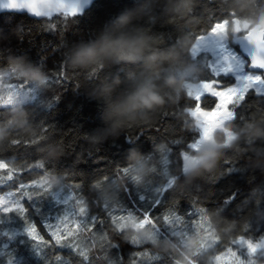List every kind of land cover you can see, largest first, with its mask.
<instances>
[{
    "label": "trees",
    "instance_id": "16d2710c",
    "mask_svg": "<svg viewBox=\"0 0 264 264\" xmlns=\"http://www.w3.org/2000/svg\"><path fill=\"white\" fill-rule=\"evenodd\" d=\"M225 21L264 30V0H96L80 15H0V74L53 79L38 103L0 107V183L9 184L0 194L19 203L0 228L35 231L15 233L0 264H214L224 253L232 264H264V95L249 90L229 103V145L219 131L218 148H190L199 133L187 111L199 103L191 107L184 84L235 83L211 72L208 52L192 58L190 49ZM118 39L138 43L142 58L87 55ZM228 40L240 52L230 27ZM138 88L158 93L152 104L123 103ZM214 101L204 95L202 107ZM183 155L205 158L184 173ZM54 184L77 202L71 225L63 204L52 209ZM134 218L146 224L135 230ZM198 221L212 235L208 248L184 235L194 239Z\"/></svg>",
    "mask_w": 264,
    "mask_h": 264
},
{
    "label": "rangeland",
    "instance_id": "374dc122",
    "mask_svg": "<svg viewBox=\"0 0 264 264\" xmlns=\"http://www.w3.org/2000/svg\"><path fill=\"white\" fill-rule=\"evenodd\" d=\"M229 27L231 35L238 37L237 35L239 33H245L248 31L249 23L246 21H239L230 26L229 22L225 21L217 24L208 34L199 37L190 50L192 58L203 52H208L210 54L211 59L209 67L215 76H232L235 79L234 85L225 89L219 88V84L217 82L184 84V88L187 93L197 101L199 97L204 94L208 96H215L217 99L215 108L210 112L202 110L199 106L193 110L187 111L188 114L195 120L196 128L199 133V139L190 146L191 150L195 152H202L207 149L216 148L217 144L214 142L213 136L219 131L224 133L227 145L233 141L232 134L224 130V124L233 117L228 105L234 98L242 97L249 90H253L257 95H264V81L260 78V74L250 72L246 59L232 46L231 43H229ZM52 81L53 79L50 76L35 77L27 75V73H20L18 69L15 70V68H10L0 74V107L14 108L17 105L19 106L25 103H38L37 95H39V92H42L45 88H47ZM225 100H227V103H225ZM204 158L205 156L190 157L189 155H183V172L187 173L190 169L201 163ZM5 167L4 163H0V170L5 169ZM8 185L9 184L5 181L0 183V187H4V189H6ZM170 185L171 182L165 187L167 188ZM50 192L49 197L54 204L52 209L53 207L57 208L60 203L63 204L64 206L62 205L61 207V212L65 213L63 218L67 219L71 225V221L74 220L73 218L80 214L76 200L73 198L70 191H62V189L57 188L55 184L51 187ZM18 204L19 203L17 202L15 194L9 191H4V194H0V222L1 217L10 213L12 209L17 210L16 206ZM77 208L78 211L74 212ZM58 219L59 218L53 217V219L49 221L51 222L49 225H52V228L56 230H58L59 226ZM76 221L77 220L75 219L74 225H79ZM127 223H129L135 230H140L141 227L146 224L145 219L136 221L135 218ZM192 225L194 232L196 233V237L194 239L190 236L192 235L190 232L187 230L183 231L184 235L188 238V242L193 244V249L196 248V243H200L208 248V243L211 242L212 237L208 226L201 223V221ZM175 227H179V225ZM9 230L0 228V238L4 237L6 239L4 240L5 242L3 241L0 245V248L4 246L6 247L9 242H12L14 239L13 235L15 233L24 234L25 232V235H28V229H23L19 232L12 229ZM52 232L53 235H56V231L53 230ZM34 234L35 231L33 232V235ZM20 242H22V240H20ZM178 247L180 248V246ZM18 257H20V255H18ZM233 257L234 255L230 254L219 255L215 258L214 264H232ZM223 261L228 262L224 263ZM19 262V259H15L13 262L6 264H19ZM187 262L180 264H187Z\"/></svg>",
    "mask_w": 264,
    "mask_h": 264
},
{
    "label": "water",
    "instance_id": "95a60500",
    "mask_svg": "<svg viewBox=\"0 0 264 264\" xmlns=\"http://www.w3.org/2000/svg\"><path fill=\"white\" fill-rule=\"evenodd\" d=\"M96 0H0V15L5 13L24 14L32 19H43L59 12L82 14L88 10ZM27 9H17L14 6ZM242 56L248 62V69L252 73L261 74L264 70V30L256 25L242 36L235 37ZM251 59L257 67L251 66Z\"/></svg>",
    "mask_w": 264,
    "mask_h": 264
},
{
    "label": "clouds",
    "instance_id": "9594fccd",
    "mask_svg": "<svg viewBox=\"0 0 264 264\" xmlns=\"http://www.w3.org/2000/svg\"><path fill=\"white\" fill-rule=\"evenodd\" d=\"M108 49H111V53L115 56L117 61L126 60L128 62H135L141 59L143 55L139 44L130 39H118L117 41L112 42L107 49H103L100 52H89L87 55L93 58L100 57L102 59H109L112 58V56L109 55ZM167 86V81H165V87ZM157 95L158 93L155 91L144 93L142 88H138L136 92L127 97L123 103L129 104L135 102L136 104H152L153 98ZM161 99H163V97H161Z\"/></svg>",
    "mask_w": 264,
    "mask_h": 264
},
{
    "label": "snow or ice",
    "instance_id": "6c2138e0",
    "mask_svg": "<svg viewBox=\"0 0 264 264\" xmlns=\"http://www.w3.org/2000/svg\"><path fill=\"white\" fill-rule=\"evenodd\" d=\"M13 8H17V9H27V8H25V7H21V6H19V5L14 6ZM27 10H28V9H27ZM210 30H211V29H210ZM251 66H252V67H257V65L252 61V59H251ZM259 68L262 69V70H264V65L259 66ZM260 78H261V77H260ZM204 95H205V94H204ZM204 95L200 96L199 99H198V101H197V100H192V101H194L195 103H194L191 107L194 108V107L196 106L197 102H198V103H199V107H200L201 109L211 111V110L216 106V104H217V99H216L215 96H211V95H210L211 97L215 98V101H214V102H211V103H214V106H213L212 108H210V109H206L205 107H202V104H201V99H202V97H203ZM225 103H227V100H225ZM229 106H230V105H229ZM146 215H147V217H148L149 219H151L150 214L146 213ZM92 225H93V229H94V224H92ZM33 232H34V230H33L32 228H29V229H28V235H29V236H32V235H33Z\"/></svg>",
    "mask_w": 264,
    "mask_h": 264
},
{
    "label": "bare ground",
    "instance_id": "6f19581e",
    "mask_svg": "<svg viewBox=\"0 0 264 264\" xmlns=\"http://www.w3.org/2000/svg\"><path fill=\"white\" fill-rule=\"evenodd\" d=\"M240 16V15H239ZM244 17V16H243ZM238 18V17H237ZM23 68V67H22ZM18 69V68H17ZM16 70V69H15ZM14 73V72H13ZM33 73V72H32ZM27 74H28V71H27ZM41 74V73H40ZM44 76V75H43ZM60 78V77H59ZM28 93V92H27ZM41 94V93H40ZM44 94V93H43ZM42 96V95H41ZM51 96V95H50ZM40 97V96H39ZM43 99H45L44 97H43ZM54 99V98H53ZM56 99V98H55ZM41 100H42V97H41ZM51 100V99H50ZM58 100V99H57ZM43 101V100H42ZM37 103V102H36ZM43 105V104H42ZM41 106V105H40ZM37 107H38V105H37ZM45 108V107H44ZM47 109V108H46ZM10 110V109H9ZM7 114V113H6ZM8 117V116H7ZM9 123V122H8ZM161 146V145H160ZM163 150V149H162ZM164 152V151H163ZM65 190V189H64ZM60 192V191H59ZM129 192V191H128ZM58 193V192H57ZM130 193V192H129ZM130 195V194H129ZM59 196H60V194H59ZM71 196V195H70ZM132 200V199H131ZM54 202H56V201H54ZM67 204V203H66ZM135 205V204H134ZM137 206V205H136ZM30 209V208H29ZM32 209V208H31ZM36 214V213H35ZM37 216V215H36ZM80 216V215H79ZM76 217V216H75ZM74 217V218H75ZM46 219V218H45ZM53 219V218H52ZM59 221H61V220H59ZM81 221V220H80ZM46 222V221H45ZM56 222V221H55ZM72 222V221H71ZM125 225V224H124ZM127 226V225H126ZM78 228V227H77ZM67 229V228H66ZM87 229V228H86ZM74 230H75V228H74ZM18 231V230H17ZM28 231V230H27ZM85 231V230H84ZM88 231V230H87ZM76 232H78V231H76ZM148 232V231H147ZM6 233V232H5ZM79 233V232H78ZM84 233V232H83ZM163 233V232H162ZM24 234H25V232H24ZM154 234V233H153ZM158 234V233H157ZM247 234V233H246ZM12 235V234H11ZM20 235V234H19ZM64 235V234H63ZM151 235V234H150ZM217 235V234H216ZM263 235V234H262ZM84 236V235H83ZM87 236V235H86ZM155 236V235H154ZM205 236V235H204ZM259 236V235H258ZM48 237V236H47ZM149 237V236H148ZM254 237V236H253ZM204 238V237H203ZM228 238V237H227ZM51 239V238H50ZM206 239V238H205ZM53 240V239H52ZM51 240V241H52ZM65 240V239H64ZM179 240H180V238H179ZM3 242V241H2ZM5 242V241H4ZM184 243V242H183ZM197 244V243H196ZM11 245V244H10ZM157 245V244H156ZM196 246V245H195ZM11 247V246H10ZM199 247V246H198ZM55 248V247H54ZM4 249V248H3ZM71 250V249H70ZM74 250V249H73ZM80 251V250H79ZM231 251V250H230ZM53 252V251H52ZM73 252V251H72ZM75 252V251H74ZM50 254V253H49ZM197 254V253H196ZM225 254V253H224ZM75 255V254H74ZM82 255V254H81ZM245 257V256H244ZM32 259V258H31ZM234 259H235V257H234ZM16 262V261H15ZM67 264H68V262H67ZM249 264V263H248Z\"/></svg>",
    "mask_w": 264,
    "mask_h": 264
},
{
    "label": "crops",
    "instance_id": "0c3cea01",
    "mask_svg": "<svg viewBox=\"0 0 264 264\" xmlns=\"http://www.w3.org/2000/svg\"><path fill=\"white\" fill-rule=\"evenodd\" d=\"M191 50V49H190ZM202 83V82H201ZM232 134V133H231ZM232 136H233V134H232ZM233 138H234V136H233ZM226 139V138H225ZM226 143V142H225ZM219 146H216V148H218ZM215 149V148H214Z\"/></svg>",
    "mask_w": 264,
    "mask_h": 264
}]
</instances>
